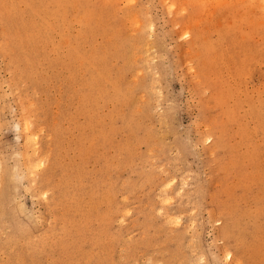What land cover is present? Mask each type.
<instances>
[{"label":"rangeland","instance_id":"rangeland-1","mask_svg":"<svg viewBox=\"0 0 264 264\" xmlns=\"http://www.w3.org/2000/svg\"><path fill=\"white\" fill-rule=\"evenodd\" d=\"M0 264H264V0H0Z\"/></svg>","mask_w":264,"mask_h":264}]
</instances>
